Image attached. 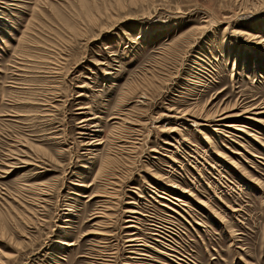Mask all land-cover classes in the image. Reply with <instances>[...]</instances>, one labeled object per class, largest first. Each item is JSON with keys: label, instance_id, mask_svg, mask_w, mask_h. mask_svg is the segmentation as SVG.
Instances as JSON below:
<instances>
[{"label": "rangeland", "instance_id": "obj_1", "mask_svg": "<svg viewBox=\"0 0 264 264\" xmlns=\"http://www.w3.org/2000/svg\"><path fill=\"white\" fill-rule=\"evenodd\" d=\"M263 41L264 0H0V264H264V114L197 120L264 112Z\"/></svg>", "mask_w": 264, "mask_h": 264}, {"label": "bare ground", "instance_id": "obj_2", "mask_svg": "<svg viewBox=\"0 0 264 264\" xmlns=\"http://www.w3.org/2000/svg\"><path fill=\"white\" fill-rule=\"evenodd\" d=\"M264 42V41H263ZM255 106V105H254ZM253 106V108H249V107H245L243 110H242V113H241V115H232V116H228V115H226V114H228L229 112H227V111H224V110H221V112H216V113H214L215 115H206L204 118H196V117H193V116H190V115H187V114H185V115H187V116H190V117H193V118H196L197 120H202L203 122H206L207 123V125L205 124H202V126H204V127H206V128H210L211 126V124H216V125H218L219 126V124L221 125V126H223V127H228V128H230V129H237V128H235V126L233 125V124H223L226 120H232V119H235V118H242L243 117V115H251L252 117H250V118H248L247 120H249V121H251V122H254V123H258V124H262L263 123V121L259 118L260 116H262V114H264V112H261V111H259V107H254ZM81 110V109H80ZM82 110H84V109H82ZM85 112V111H84ZM87 114V113H86ZM238 114V113H237ZM87 119V118H86ZM85 119V120H86ZM83 120V119H82ZM81 120V121H82ZM83 121L81 124H85L87 121ZM80 125V124H79ZM93 125V124H92ZM86 126L87 125H84V126H81V127H79L80 128V130H85V128H86ZM94 128V127H93ZM91 129V128H90ZM89 129V130H90ZM86 131V130H85ZM91 131V130H90ZM219 134H221V135H223V132L222 131H217ZM92 133V132H91ZM84 135V134H83ZM90 135V134H89ZM91 145V144H90ZM173 190L174 191H180V192H182L183 194H188V195H190L189 194V192L188 191H186V190H181V188H178L177 186H175L174 188H173ZM175 201H177V202H181V200H180V198H175ZM184 206V205H183ZM133 214H135V213H133ZM131 243H136V240H131L130 241ZM134 246V245H133ZM69 247V246H68Z\"/></svg>", "mask_w": 264, "mask_h": 264}]
</instances>
